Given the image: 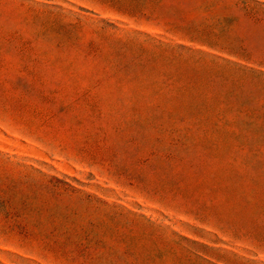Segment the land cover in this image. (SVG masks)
<instances>
[{"label": "rangeland", "instance_id": "rangeland-1", "mask_svg": "<svg viewBox=\"0 0 264 264\" xmlns=\"http://www.w3.org/2000/svg\"><path fill=\"white\" fill-rule=\"evenodd\" d=\"M261 57L264 0H0V264H264Z\"/></svg>", "mask_w": 264, "mask_h": 264}, {"label": "trees", "instance_id": "trees-1", "mask_svg": "<svg viewBox=\"0 0 264 264\" xmlns=\"http://www.w3.org/2000/svg\"><path fill=\"white\" fill-rule=\"evenodd\" d=\"M227 52H229V54L237 56V57L243 56V58H245V60H247L249 57L248 53H246L244 51V49H241V45H239L236 48H233V47L227 48ZM257 64H258V66L264 67V57H261V59H259V61H257Z\"/></svg>", "mask_w": 264, "mask_h": 264}]
</instances>
